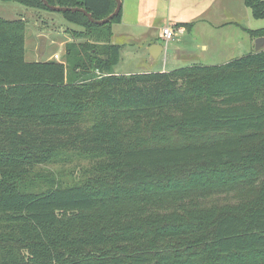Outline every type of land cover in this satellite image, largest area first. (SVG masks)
Segmentation results:
<instances>
[{"label":"trees","instance_id":"16d2710c","mask_svg":"<svg viewBox=\"0 0 264 264\" xmlns=\"http://www.w3.org/2000/svg\"><path fill=\"white\" fill-rule=\"evenodd\" d=\"M63 14L87 41L61 62H27L26 23L0 18V264H264V49L117 75L122 10Z\"/></svg>","mask_w":264,"mask_h":264},{"label":"rangeland","instance_id":"374dc122","mask_svg":"<svg viewBox=\"0 0 264 264\" xmlns=\"http://www.w3.org/2000/svg\"><path fill=\"white\" fill-rule=\"evenodd\" d=\"M231 1L232 7L230 9L228 7L227 12L212 14L213 18H203L195 23L188 11H185V14H175L171 20L175 21L176 17L180 15V22L192 24V28L186 30L185 34H178L174 40L170 41L167 53L161 56L157 65L163 66L164 61L167 60L170 62L175 47L183 49L177 54L178 66L175 64L177 68L190 65H222L255 52L258 38L252 39L248 30L263 29L264 20L255 19L251 9L244 5L242 0ZM217 10H220V5L217 6ZM0 18L11 21L22 20L26 23L25 60L30 63L56 60L54 59L55 55L60 57L61 62L64 59L67 43L87 41L84 37L75 38L76 34H73L72 31L83 33L86 30L67 21L63 12L29 8L16 0H0ZM172 29L177 31L179 27L173 26ZM40 36L47 37L46 51L43 55L39 53ZM177 40L178 42H176ZM203 44L207 46V49H204ZM139 45L123 46L120 62L114 68L115 72L134 73L151 69L146 61H134L137 58L135 55L138 54ZM156 67L153 69H157ZM44 170L50 174L58 172L72 180V168L70 167L50 166Z\"/></svg>","mask_w":264,"mask_h":264},{"label":"crops","instance_id":"0c3cea01","mask_svg":"<svg viewBox=\"0 0 264 264\" xmlns=\"http://www.w3.org/2000/svg\"><path fill=\"white\" fill-rule=\"evenodd\" d=\"M122 18L120 23L112 27V43L124 48V45L140 44L137 48L138 54L134 61H146L151 69L139 72L118 73L117 75H131L147 72H169L175 69L177 65V54L181 48L175 47L174 54L171 55V61H164L163 66L157 65L161 56L167 53L163 49L160 53L159 46L164 47L161 38L162 29L165 27H179L182 30L179 34H185L186 28L180 22V15L173 21L175 14H185L188 11L192 15V21L203 18H213L212 14L227 12L232 7L231 0H121ZM243 4H244V0ZM220 5V10L217 6ZM245 5V4H244ZM192 6V7H191ZM231 11V10H230ZM229 11V12H230ZM211 14V16H209ZM175 19V18H174ZM167 22L168 24H164ZM188 31V30H187ZM178 42V40L176 41ZM204 49H207L203 44ZM121 49V50H122ZM264 49V48H263ZM148 52V53H146ZM256 52V51H255ZM160 53V54H159ZM176 64V65H175ZM157 66V69H153ZM178 66V65H177ZM191 66V65H190Z\"/></svg>","mask_w":264,"mask_h":264},{"label":"water","instance_id":"95a60500","mask_svg":"<svg viewBox=\"0 0 264 264\" xmlns=\"http://www.w3.org/2000/svg\"><path fill=\"white\" fill-rule=\"evenodd\" d=\"M116 1V8L114 10V12L112 14H110L108 17H106L103 20H95L93 18V16L88 13L85 9L82 8H69V7H59V6H52L48 3L47 0H42L43 4L49 8L52 11H56V12H80L82 14H84L92 23H95L97 25H105L108 24L109 22H111L121 11L122 9V1L121 0H115ZM46 46H47V37L46 36H40V48H39V53L40 55H43L46 51ZM160 50V53L163 52L164 47L163 46H159L158 47ZM264 48V37H260L257 39L256 42V52H259L260 50H262ZM159 53V54H160Z\"/></svg>","mask_w":264,"mask_h":264},{"label":"built area","instance_id":"2783aa9c","mask_svg":"<svg viewBox=\"0 0 264 264\" xmlns=\"http://www.w3.org/2000/svg\"><path fill=\"white\" fill-rule=\"evenodd\" d=\"M180 32H182V30L176 31L173 30L172 27H165L162 29L161 38L164 43V49H167L170 41L174 40V38L177 37ZM54 59L60 62V57L57 55L54 56Z\"/></svg>","mask_w":264,"mask_h":264}]
</instances>
